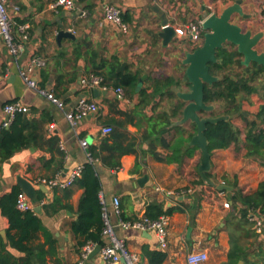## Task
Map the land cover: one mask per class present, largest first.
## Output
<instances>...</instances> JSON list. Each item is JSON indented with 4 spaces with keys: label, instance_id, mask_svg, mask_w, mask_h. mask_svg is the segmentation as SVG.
Segmentation results:
<instances>
[{
    "label": "crops",
    "instance_id": "0c3cea01",
    "mask_svg": "<svg viewBox=\"0 0 264 264\" xmlns=\"http://www.w3.org/2000/svg\"><path fill=\"white\" fill-rule=\"evenodd\" d=\"M53 1L7 0L15 36L20 37L23 29L28 37L21 39L23 48L17 55L9 52L0 37V127L7 119L3 106L12 101L26 105L27 116L41 123L34 131L31 145L0 163V200L14 188L20 189L18 176L34 186L36 199L30 198L33 210L46 228V235L42 231L36 233L34 243H43L48 237L55 247L54 255L46 256V264H107L99 252L93 258L83 259L85 245L77 244L82 237H76L69 230V224L78 215L82 188L76 182L67 188H49L37 183L40 177L50 178L58 173L64 177L74 166H83L92 160L88 149L98 146L107 135L101 130L106 125L123 134V145L133 143V150L120 157L117 169L99 161L95 162V168L101 182L100 197L109 211L110 223L126 248L137 254V264H149L143 248L165 252L166 258L161 264H187V254L199 250L208 255L201 264H224L231 238L239 253L233 264H264V232H256L252 223L231 220L238 216L240 208V203L233 207L232 191L253 193L259 182L264 181V162L246 157L241 145L215 148L210 153L208 175L216 183L232 186L233 190L219 191L200 183V150L189 143L180 151L168 146L177 136L176 126L181 125L177 123L181 115L179 118L170 115L172 105L179 98L157 94V87L163 88L167 81H172L167 88L170 90L172 86L181 90L189 88L182 59L184 52L192 50L196 44L186 34L177 35L176 28L191 20H203L212 12L219 14L235 0H77L71 9H53ZM107 3L120 9L126 31L104 19ZM209 3L213 5L212 11L207 7ZM241 7L249 17L234 15L232 21L243 30L261 32L258 49L264 51V0H242ZM160 13H165L176 33L168 44H163L159 36L163 27ZM60 28L69 29L75 38L63 37L58 42L56 32ZM93 56L94 63L90 60ZM35 58L43 60L44 64L35 67L32 77L38 86L52 91L63 102L62 108L27 86L21 77L20 70ZM110 66L120 75L134 74L135 88L118 86L123 90L119 98L117 87L113 86L119 79L115 75H108L109 87L101 88L105 92L99 96L82 87L83 77L95 70L104 72ZM151 93H155L153 98L149 97ZM81 97L97 103L98 110L87 113L73 126L66 112ZM262 105L264 87H259L243 101V114L256 119ZM163 112L170 124L164 133H159L153 123ZM192 125L189 121L183 124L187 131L192 130ZM81 139L87 141L86 147L81 146ZM161 140L166 144L160 143ZM143 175L148 178L140 185L137 181ZM114 197L119 199L126 221L141 217L152 201L163 202L164 209L177 208L166 215L167 247L161 249L150 232L120 227L113 211ZM54 199L63 208L55 213L47 212L44 205ZM225 202L229 203L228 207L224 206ZM253 213L251 211L249 216ZM8 226V219L0 208V236L8 250L19 257L23 253L7 243Z\"/></svg>",
    "mask_w": 264,
    "mask_h": 264
},
{
    "label": "trees",
    "instance_id": "16d2710c",
    "mask_svg": "<svg viewBox=\"0 0 264 264\" xmlns=\"http://www.w3.org/2000/svg\"><path fill=\"white\" fill-rule=\"evenodd\" d=\"M123 20V19H122ZM94 63V56L90 58ZM210 72L217 77L211 84H205L203 89V100L206 104L213 105V110L209 112L211 116H227V119L219 120L216 123H207L205 135L208 141V150L215 148H226L230 145L243 146L246 150V157H253L264 162V105L260 107L256 119H250L243 114L242 104L249 96L258 91L259 87H264V68L252 62L249 65L242 64V56L235 48L223 47L217 51V61L210 63ZM111 67V68H110ZM106 71L95 70L92 74L102 77V84L109 87L108 75L118 76L119 79L113 82L114 87L123 86L134 89L137 78L134 74L120 75L114 66H110ZM99 68V66L97 67ZM236 70V71H235ZM172 81H167L163 88L157 87V94L161 97L176 98V94L167 89ZM155 93L149 95L153 98ZM53 96L57 98L54 93ZM58 99V98H57ZM216 105H220L221 110L215 112ZM183 101L178 99L172 105L171 116L179 118ZM208 113V112H207ZM202 112V115H208ZM166 112L158 116L153 126L157 125V132L164 133L170 124L168 119H164ZM239 116L244 121V128L236 127L231 120ZM259 119V121H258ZM40 122L30 119L25 112L15 115L8 126L0 127V163L10 158L16 151L25 148L32 143L34 131L39 128ZM177 136L168 146L172 150L180 151L196 132L193 123L192 130L187 131L183 124L176 126ZM152 132V131H151ZM121 133L114 132L105 135L98 146L89 147L88 152L92 160L83 165L80 177L76 179L77 185L83 192L78 202L77 217L69 224V230L80 239L77 244L83 246L88 242L103 245V209L100 197L101 182L96 172L95 162L99 161L104 166L117 169L120 166V157L133 150V143L130 141L123 145ZM124 139V137H123ZM160 143L164 144L163 140ZM166 144V143H165ZM194 147V146H193ZM205 183L201 177L198 180ZM20 191L14 188L10 193L0 200V208L3 215L8 219V245L19 250L23 255L16 257L7 248V244L0 236V264H46V256L54 255V242L46 237L43 243H34L39 231L45 233L46 228L41 218L34 210L19 211L15 206L17 193ZM233 207H237L238 216L231 217V220L238 219L240 222L252 223L249 220L251 211L264 215V181L259 182L256 190L251 194H243L240 190L232 191ZM47 212H58L62 205L54 199L44 205ZM177 208L168 207L164 209L163 202L152 201L148 204L145 215L151 219H156L161 215H168ZM120 217L126 220L122 214ZM133 221V220H132ZM230 249L227 261L224 264H233L238 256V250L230 240ZM48 245V247H45ZM147 255L149 264H161L166 254L163 251H150L143 248Z\"/></svg>",
    "mask_w": 264,
    "mask_h": 264
},
{
    "label": "built area",
    "instance_id": "2783aa9c",
    "mask_svg": "<svg viewBox=\"0 0 264 264\" xmlns=\"http://www.w3.org/2000/svg\"><path fill=\"white\" fill-rule=\"evenodd\" d=\"M77 0H54L51 3V8H63L71 9ZM209 10H213V5L209 3L207 5ZM14 10H18L14 7ZM104 19L109 20L117 24L122 31L127 30V25L122 20V15L120 9L112 4L107 3L104 6ZM13 16L7 5V0H0V37H2L5 42L9 52L13 55H17L23 48L22 40L27 39L28 33L26 30L21 29V36L16 37L13 32ZM177 35H188V37L198 45L202 40V28L201 20H191L176 28ZM44 61L38 58L32 60V62L20 70V75L27 84V86L34 88L40 94L46 96L50 100L54 101L59 107H63L64 104L61 100L53 96V92L38 86L36 80L32 77V72L36 66L43 65ZM102 77L95 74H90L89 76L83 77L81 79V85L84 88L92 90L95 87L99 89L107 88L102 83ZM117 96L120 98L123 95V90L121 87L116 88ZM28 110L27 106L22 104L20 101H12L5 103L3 106V111L6 113L7 119L4 121L2 126H8L15 115L19 112H26ZM98 110V105L94 101L87 98L81 97L78 99L76 105L66 112V117L70 123L74 126L80 118L89 112H96ZM103 134H109L112 132L113 128L110 125L103 126L101 128ZM80 144L83 147L87 146V141L85 139L80 140ZM82 165L74 166L66 176H62L60 173L53 177L46 178L40 177L37 179V183H40L49 188H67L73 185L78 177H80L82 172ZM102 209H103V237L104 243L101 245L99 250V255L103 261L107 264H137L138 256L137 254L130 252L124 241L119 238L114 231L112 224L110 223L109 211L106 207L104 200L101 198ZM113 211L118 216V225L124 229L133 228L139 231H145L152 233L161 249L167 247V227H168V217L166 215H161L156 219H151L145 214L141 217L133 220L126 221L120 217L121 209L119 207V199L117 197L113 198L112 201ZM15 206L19 211L33 210V202L30 197L23 191L20 190L15 199ZM225 207L229 206L228 202L224 203ZM250 220L253 221V226L256 232H264V215L259 213H253L249 216ZM96 243L88 242L85 244L82 250V258L85 259L89 252H91ZM207 252L203 250L191 251L186 256L187 264H201L207 260ZM123 259V261H122Z\"/></svg>",
    "mask_w": 264,
    "mask_h": 264
},
{
    "label": "water",
    "instance_id": "95a60500",
    "mask_svg": "<svg viewBox=\"0 0 264 264\" xmlns=\"http://www.w3.org/2000/svg\"><path fill=\"white\" fill-rule=\"evenodd\" d=\"M241 4L242 0H235L232 5L225 7L221 13L212 12L201 20L202 40L192 50L184 52L182 59V63L186 65L185 75L189 88L181 90L177 86L171 87L177 97L185 103L177 123L184 124L189 121L196 126V132L190 138L189 144L197 147L201 153L198 173L206 184L214 186L219 191H232L233 187L224 182L216 183L208 175L211 169V154L208 150L205 130L207 123H216L228 117L224 115L214 117L202 115V112L207 113L214 108L213 105L206 104L203 100L204 85L211 84L217 80V77L210 72L209 64L217 61V51L219 49L230 45L241 54L243 65L255 62L264 68V51L258 49V44L263 34L261 32H252L251 29L243 30L240 25L232 21L234 15H239L243 18L249 17L243 12ZM159 15L163 25L159 36L162 37L163 44H168L176 37V33L174 28L168 24L165 13H160ZM63 37L74 39L75 35L69 29L60 28L56 32V39L59 42ZM92 92L95 96H99L105 91L95 87ZM147 178V175H143L137 182L143 185ZM17 185L32 200L36 199L34 186L25 178L18 176ZM100 248L101 245L96 244L87 255V258L90 259L97 255Z\"/></svg>",
    "mask_w": 264,
    "mask_h": 264
},
{
    "label": "rangeland",
    "instance_id": "374dc122",
    "mask_svg": "<svg viewBox=\"0 0 264 264\" xmlns=\"http://www.w3.org/2000/svg\"><path fill=\"white\" fill-rule=\"evenodd\" d=\"M234 48V47H233ZM236 71V70H235ZM216 110L215 112H219L221 110V107L220 105H216ZM231 122L236 126V127H239L241 130L244 128V121L242 120V118H234L231 120Z\"/></svg>",
    "mask_w": 264,
    "mask_h": 264
},
{
    "label": "flooded vegetation",
    "instance_id": "af4514ba",
    "mask_svg": "<svg viewBox=\"0 0 264 264\" xmlns=\"http://www.w3.org/2000/svg\"><path fill=\"white\" fill-rule=\"evenodd\" d=\"M231 47H233V46H231ZM209 116H211L210 114H209V112L207 113ZM213 117V116H212Z\"/></svg>",
    "mask_w": 264,
    "mask_h": 264
}]
</instances>
